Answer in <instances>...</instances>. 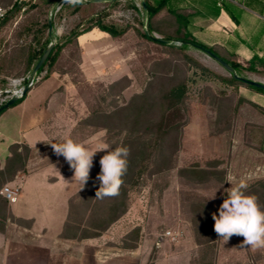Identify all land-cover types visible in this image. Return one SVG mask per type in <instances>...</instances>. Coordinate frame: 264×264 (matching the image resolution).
Segmentation results:
<instances>
[{
  "label": "rangeland",
  "instance_id": "1",
  "mask_svg": "<svg viewBox=\"0 0 264 264\" xmlns=\"http://www.w3.org/2000/svg\"><path fill=\"white\" fill-rule=\"evenodd\" d=\"M55 1H4L5 5L13 7L0 26V89L8 86L10 79L23 78L26 84L42 54L38 51L41 47L53 42V53L60 48L54 62L49 65L47 61L43 70L35 75L26 93L33 90L24 105L27 112L21 115L17 110L6 111L7 108L0 112V131L6 141L21 140L19 128H25L35 118H42L39 131L43 138L33 143V147L26 144L29 151L24 169L3 185L14 192L12 199L7 200L13 216H26L34 211L35 185L56 183L54 210L59 208L64 188L69 191L67 204L80 190L81 185L73 175L66 181L70 182L67 185L57 181L61 180V175L74 173L63 156L55 154L49 142L70 137L93 151L102 144L109 145L124 134V129L118 115L111 123L116 124V129L107 131L102 127L103 113L115 106L130 104L131 97L141 92H146L150 100L154 99L171 84L183 80L186 98L178 106L174 121L177 128L166 141L175 144L172 165H164L154 173H142L136 184L127 186V210L109 230L102 232L107 234L102 240L121 257L128 253L123 243L131 245L136 240L130 231L139 227L138 250L129 253L136 264H264V249L240 247L242 236L234 235L227 242L223 241L214 231L212 219V214L218 213L226 198L225 189L231 187L226 182L227 176L237 181L244 178L248 184L264 177V147L261 145L264 117L243 101L259 105V93L243 85L233 87L212 79L192 61L221 77L231 75L191 44L173 51L139 37L135 29L142 32L147 24V14H143L139 0H116L115 5L63 0L50 16ZM88 2L93 5H86ZM96 20L115 23L126 31L119 39H113L92 28V38L87 42L79 45L76 37L75 42L62 46L77 24L81 30ZM259 20L256 28L259 41L256 33L249 35L246 44L259 43L264 48V17ZM150 34L160 37L155 32ZM208 47L240 64L235 71L237 75L264 83V53L262 57L236 61L221 49ZM30 52L37 58L33 59L31 70L26 71ZM47 70L53 72L41 79ZM116 81V87L110 89ZM50 91L56 95L47 97ZM45 99L51 100L49 110L45 108L48 107ZM33 107L35 114L30 113ZM156 118L157 110L153 109L148 114V124L154 125ZM120 128L121 133H118ZM26 137L30 139V135ZM30 141L32 143V139ZM97 157L95 154L91 172ZM210 162H213L210 170L219 173L210 175L204 182L179 174L181 168L209 169ZM44 168L48 170L39 176L38 170ZM74 197L72 199L78 202L79 197ZM259 206L263 210L264 205L259 203ZM26 224L6 221L3 234L9 246L26 237L29 229L24 228ZM35 228L38 229V225ZM166 232L169 235L165 236ZM18 253L8 252L9 260L14 261ZM20 253L25 256L24 262L31 261V252Z\"/></svg>",
  "mask_w": 264,
  "mask_h": 264
},
{
  "label": "trees",
  "instance_id": "2",
  "mask_svg": "<svg viewBox=\"0 0 264 264\" xmlns=\"http://www.w3.org/2000/svg\"><path fill=\"white\" fill-rule=\"evenodd\" d=\"M144 2L147 7V24L145 30L142 32L135 29L139 37L166 50L178 51L184 46V44H191L198 49H208L228 62L235 71L241 67L237 62L230 61L226 57L218 54L214 49L196 41L186 29V18L184 17L181 21L180 17L176 15L174 10L165 9V14L159 17L160 12L165 8L166 0H161L155 4H151L148 0H144ZM105 3L115 5L117 1H108ZM86 5L91 6L93 3L88 2ZM11 8L7 10V13ZM7 13L2 20L1 25L6 20ZM79 26L80 24H77L70 30L69 35L62 42V46L75 42L76 37L82 33L90 31L92 28H97L98 30L107 33L113 39H119L126 31L125 28L119 29L115 23L102 22L100 20H96V22L81 30L79 29ZM151 32L157 33L160 38L164 40H170L171 43L163 44L157 42L152 38L150 34ZM175 43L181 44L176 45ZM46 45L38 50L40 51V54L45 49ZM59 49L60 48L58 47L54 53L52 51L49 53L46 61L42 64L36 74L43 70L47 61H49V65L54 62ZM34 58H37V55H35L34 52H30L25 67L26 71L31 70ZM192 62L201 71L208 73L212 79L219 80L220 82L233 87L243 85L264 95V90L260 88L246 84L232 76L229 78L221 77L212 71L207 70L197 62ZM251 68L248 69L251 70ZM52 72L53 70H47L41 79L48 77ZM117 84L118 82L116 81L112 83L109 88L112 89L116 87ZM185 87V82L179 80L167 87L158 97L151 100L146 96V92H141L131 97L130 104L127 103V105L124 106H115L111 111L102 114V118L104 119L102 127L107 131L116 129V124L111 123L114 121L115 116L120 115L119 124L123 126L124 134L115 141L110 142L109 145L112 148L125 146L129 149L128 168L127 173L123 178L124 183L120 189L119 195L115 197H105L103 199L96 198V192L99 187V181L96 180V177L100 172L99 161L100 158L106 154L104 151L97 152L96 154L99 157L96 158L95 168L90 173L89 181L83 189L80 188V190L74 195L75 197L76 195L79 197V201H74L72 199L74 196L68 200V212L60 234L61 236H72L73 238L80 239L100 235L126 212L128 207V185L136 184L142 173H154L161 170L164 165H172L173 147L175 148V144H169L166 141L168 137L172 136V133H174L177 128L174 121L179 113L178 106L183 104L184 99L186 98ZM25 95L9 107L21 102ZM243 101H246V103L255 107L259 114L264 117L263 107L247 100ZM132 102H135V104L131 105L133 104ZM153 109L157 110V118L155 119V124L151 125L148 124V114H150V111ZM118 133H121V128ZM7 150L8 155L5 157L3 164L0 165V232L5 230L7 220L19 224L26 222L27 224L24 225V227H29L31 224V219H22L13 216L9 210L7 199H5L1 193L2 186L7 182L12 181L16 174L23 170L29 147L23 143H11ZM22 153H24V157L22 156ZM212 163L213 162H210L209 169L195 167L181 168L179 174L181 176H190L192 179L197 177L200 182H204L210 177V175L212 176L219 173L218 170H210L213 168ZM246 194L255 195L258 204L260 203L264 205V177L248 184ZM262 208L264 210V207ZM130 232L135 236L136 240L134 244L131 245L123 243V248H134L137 245L136 241L138 239L139 227H134Z\"/></svg>",
  "mask_w": 264,
  "mask_h": 264
},
{
  "label": "crops",
  "instance_id": "3",
  "mask_svg": "<svg viewBox=\"0 0 264 264\" xmlns=\"http://www.w3.org/2000/svg\"><path fill=\"white\" fill-rule=\"evenodd\" d=\"M148 1L151 4H155L161 0ZM165 4V8L162 9L159 17L165 14V9L174 10L181 21L185 17L186 29L195 40L207 46L221 49L226 55H230L236 61H248L253 56H263L264 48L262 45L256 43L248 46L246 43L249 35L254 36L259 32L256 28L259 27V19L264 17V0H166ZM92 31L79 35L76 39L77 43L81 45L82 41L87 42L90 40ZM99 32L105 33L100 30ZM81 36L84 38L79 41ZM257 38L259 41V33ZM32 92L33 90H30L21 102L8 107L6 111L17 110L19 114L24 115L27 112L24 110V105H26L27 99L31 98ZM55 95V92L50 91L47 97L51 98V96L54 97ZM46 103L48 107L45 106V108L49 110L51 100H46ZM259 106L264 108V95L260 93ZM32 110L30 113L35 114V107ZM41 119L35 118L25 128H19L21 140L6 141L7 139L2 137V131H0L1 165L8 155L7 148L11 143L22 142L30 146L43 138L39 131ZM28 135H30L32 143L29 137H26ZM261 145L264 147V136L261 140ZM47 170L45 168L38 170L39 176H42L44 171ZM19 173L20 171L17 175ZM72 175L74 176V174L61 175V180L58 178L57 181L63 186L67 185L70 182L66 181ZM35 188L34 211L26 216L17 215L18 218L31 219L30 227H24L29 228L27 229L28 234H25L26 237L24 236L9 246L3 234L5 230L0 232V264H136L134 256L129 253L137 252V245L134 248L126 249L128 253L120 257L110 250V247H106L109 244L102 240L107 234L101 233L96 237L80 239L72 236H61L68 212L66 201L68 195L66 194L69 191L67 192L66 188L63 189V194L58 203L59 208L54 210L52 208H54L56 200L53 191L55 192L58 188H56V183H51L47 186L35 185ZM78 188H81V186ZM58 191L61 190L58 189ZM64 201L66 202L65 205L63 204ZM36 225H38V229L35 228ZM109 243L112 245L111 242ZM8 252L19 253L15 255V260L11 261L8 258ZM20 252H31V261L28 263L24 262L25 256ZM103 256H106L105 259H103Z\"/></svg>",
  "mask_w": 264,
  "mask_h": 264
},
{
  "label": "clouds",
  "instance_id": "4",
  "mask_svg": "<svg viewBox=\"0 0 264 264\" xmlns=\"http://www.w3.org/2000/svg\"><path fill=\"white\" fill-rule=\"evenodd\" d=\"M57 156H63L73 170V179L78 181L81 189L90 179L94 156L97 152L106 154L100 158V172L96 177L99 187L96 198L115 197L119 195L128 168L129 149L125 146L112 148L108 144L100 145L95 151L84 143L64 138L60 142H49ZM231 185L225 189L226 198L212 214L214 231L225 242L232 236H242L240 247L264 249V210L257 202L255 195L246 194L248 183L242 178L236 180L231 175L226 177ZM215 198V195L211 198Z\"/></svg>",
  "mask_w": 264,
  "mask_h": 264
},
{
  "label": "water",
  "instance_id": "5",
  "mask_svg": "<svg viewBox=\"0 0 264 264\" xmlns=\"http://www.w3.org/2000/svg\"><path fill=\"white\" fill-rule=\"evenodd\" d=\"M63 0H56L55 3L53 4V7L51 8L50 11V16L53 14L54 10L56 9L57 5ZM81 1V0H79ZM91 1H96V2H107V1H116V0H91ZM140 2V6L142 9L143 14L146 16L147 14V7L146 4L144 2V0H139ZM50 26V22L48 23ZM152 38L154 40H156L157 42H161L163 44H169L171 43L170 40H164L160 37L157 36H152ZM54 44L53 42H50L49 45L45 48V50L42 52V54L40 55V57L37 59V61L35 62L28 78L26 81V84L24 85V88L22 90L21 96L20 97H12L10 98L7 102L3 103L0 106V112L3 111L4 109L8 108L10 105H12L13 103H15L17 100L21 99L26 92H28L30 86L33 83V80L35 78V75L37 73V71L39 70V68L42 66V64L46 61L49 53L51 52L52 48H53ZM202 52H204L207 56H209L210 58H212L213 60H215L221 67H223L232 77L241 80L243 82H245L246 84H249L251 86H254L256 88H260L262 90H264V83L263 82H257V81H253V80H249V79H245L239 75L236 74L234 68L225 60H223L222 58H220L218 55L214 54L213 52H211L208 49H204V48H199Z\"/></svg>",
  "mask_w": 264,
  "mask_h": 264
},
{
  "label": "built area",
  "instance_id": "6",
  "mask_svg": "<svg viewBox=\"0 0 264 264\" xmlns=\"http://www.w3.org/2000/svg\"><path fill=\"white\" fill-rule=\"evenodd\" d=\"M4 1L5 0H0V25L6 16L7 10L10 8V5H5ZM22 1L27 0H12V2L18 3ZM24 82L25 81L23 78L10 79L9 85L3 89H0V106L12 97H20L24 88ZM1 193L7 200L12 199L14 195V192L11 191L6 185L2 187ZM164 235H169V232L164 233Z\"/></svg>",
  "mask_w": 264,
  "mask_h": 264
},
{
  "label": "bare ground",
  "instance_id": "7",
  "mask_svg": "<svg viewBox=\"0 0 264 264\" xmlns=\"http://www.w3.org/2000/svg\"><path fill=\"white\" fill-rule=\"evenodd\" d=\"M83 38H84L83 36L79 37V41H82V40H83Z\"/></svg>",
  "mask_w": 264,
  "mask_h": 264
}]
</instances>
